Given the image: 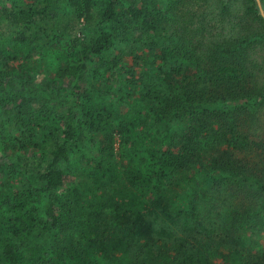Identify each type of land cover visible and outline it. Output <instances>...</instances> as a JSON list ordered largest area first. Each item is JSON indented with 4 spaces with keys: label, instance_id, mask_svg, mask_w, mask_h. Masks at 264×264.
<instances>
[{
    "label": "trees",
    "instance_id": "1",
    "mask_svg": "<svg viewBox=\"0 0 264 264\" xmlns=\"http://www.w3.org/2000/svg\"><path fill=\"white\" fill-rule=\"evenodd\" d=\"M31 1H0V264H264L255 0H68L95 21L68 40ZM43 35L71 54L54 76L26 64Z\"/></svg>",
    "mask_w": 264,
    "mask_h": 264
},
{
    "label": "rangeland",
    "instance_id": "2",
    "mask_svg": "<svg viewBox=\"0 0 264 264\" xmlns=\"http://www.w3.org/2000/svg\"><path fill=\"white\" fill-rule=\"evenodd\" d=\"M2 3L9 4L10 0H0ZM104 0H95L96 7L94 10H92V14L96 16V11L100 7L101 3ZM32 1L31 0H24V2L21 3V5H29ZM34 3L38 5L39 7H46L49 8L50 10H53L55 12V16L53 17V20L50 21L49 23L52 25H57L59 26V29L65 30L63 32L65 40L71 39L72 37L76 36L79 38H91L94 36V25L95 21L92 17H89V14L84 11L82 18L77 22L74 13L72 12L71 8L68 6V0H34ZM45 29V27H43ZM47 31L45 34L52 35L51 29L53 31L56 29L55 27H46ZM15 31L21 33L25 32L24 29L16 28ZM32 40V38H30ZM48 41V38L44 35L40 36L35 43L32 44L33 46L36 47L34 51L31 52L32 56L30 57L29 61L26 62V64H31L33 69L37 72H39L40 75H47V76H54L57 75L60 72V69L65 65L66 59L68 60V57L71 56L70 53L62 52L59 48L54 49L51 45L46 44ZM134 45V43H132ZM132 47V46H131ZM131 47L129 50H131ZM32 49V46H31ZM136 58V55H134ZM16 65V62L14 63ZM136 65V64H134ZM133 65V66H134ZM129 66H131V63L127 61H123L121 63V68L122 69H128ZM135 67V66H134ZM49 98L48 96H46ZM112 97V96H111ZM111 102V100H109ZM107 101V103H109ZM44 108H50L51 104H48L46 100L41 101ZM113 102V101H112ZM54 109H57V107H54ZM116 114L118 118H124V114L127 113V106L122 105L121 103L116 104L115 108ZM35 114L37 111H32ZM121 114H120V113ZM53 117V116H52ZM118 139L116 142V152H115V157H114V162L115 164L121 168V159H120V153L121 151L119 150L118 147ZM87 149V148H86ZM89 151L81 149L79 153L76 154V156H88ZM74 164V163H73ZM116 167L115 172H117L120 180H124L123 178V173L122 170ZM89 169H91V166H89ZM124 188L121 189V191H118L117 193L122 197V200H118L119 203L121 201V204L123 205L125 200L130 198L131 196L139 195L140 191L134 186L128 185L127 182H124ZM112 188H116L115 185H112L110 187H107L104 189L105 195H100V199L102 201L108 200L112 195ZM127 189V190H125ZM155 196L153 194H148V196L145 195V199L148 200L150 203L155 202ZM124 199V200H123ZM79 209V208H78ZM172 227L179 233L183 232L184 230L187 229V224L182 218H177L173 221ZM113 255H119L118 252H113ZM91 261L93 264H102L99 260V257L97 255H92L90 256ZM105 264V263H103Z\"/></svg>",
    "mask_w": 264,
    "mask_h": 264
},
{
    "label": "water",
    "instance_id": "3",
    "mask_svg": "<svg viewBox=\"0 0 264 264\" xmlns=\"http://www.w3.org/2000/svg\"><path fill=\"white\" fill-rule=\"evenodd\" d=\"M255 2H256V5L258 7L260 16L264 19V10L261 6L260 0H255Z\"/></svg>",
    "mask_w": 264,
    "mask_h": 264
}]
</instances>
